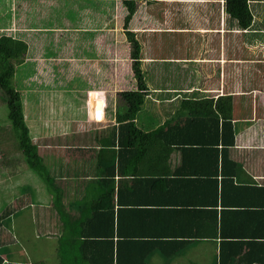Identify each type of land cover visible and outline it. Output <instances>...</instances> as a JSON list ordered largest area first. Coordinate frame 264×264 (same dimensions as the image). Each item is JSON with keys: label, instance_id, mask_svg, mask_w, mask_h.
Returning <instances> with one entry per match:
<instances>
[{"label": "crops", "instance_id": "obj_1", "mask_svg": "<svg viewBox=\"0 0 264 264\" xmlns=\"http://www.w3.org/2000/svg\"><path fill=\"white\" fill-rule=\"evenodd\" d=\"M174 2L186 11L193 8L196 15L185 11L189 21L162 29L158 6L166 10ZM249 8L252 22L245 30L226 12L225 0L140 2L128 30L141 44L145 79L146 70L161 62L181 63L195 80L171 82L176 74L172 78L162 68V83L146 81L141 109L123 119L117 116L127 108L121 93L138 88L126 37L127 10L120 0H0V37L27 45L24 64L29 60L49 66V78L41 81L43 73L36 72L29 80L47 88L61 83L51 80L49 70L60 59L89 62L91 78L104 76L100 83L75 87L81 106H68V115L64 102L44 100L45 94L27 89L24 101L30 100L26 96L38 100L41 120L31 128L24 107L25 120L46 172L43 178L22 157L16 164L8 156L0 183L14 193L10 214L35 204L30 214L37 230L65 245L63 253L77 258L82 241L85 248L88 241L105 240L106 250H114V264H220L221 255L226 264H240L238 257L228 259L238 243L258 239L262 248L264 0H249ZM172 39L183 41L184 55L164 51L161 45ZM34 42L45 57L50 55L48 62L37 54ZM121 64L128 66L132 80L123 77ZM95 91L103 93L97 95L98 107L90 94ZM225 96L232 97L235 140L224 150L217 133L223 119L194 115L193 108L202 112L203 106L194 102ZM25 173L30 174L20 178ZM36 175L41 180L36 198L22 197L20 184L27 186ZM45 188L50 191L42 194ZM0 230L8 236L2 226ZM9 241L11 256L4 254L3 264H29V249ZM249 250L247 246L243 252ZM24 254L27 261L21 263ZM46 256L58 263L57 256Z\"/></svg>", "mask_w": 264, "mask_h": 264}, {"label": "trees", "instance_id": "obj_2", "mask_svg": "<svg viewBox=\"0 0 264 264\" xmlns=\"http://www.w3.org/2000/svg\"><path fill=\"white\" fill-rule=\"evenodd\" d=\"M127 10V16L125 17V28L127 41L130 44V59L132 60V72L134 74V79L137 84V90L134 92H124L121 93L122 99L126 101L127 108L126 112H118L117 116L123 119H131L136 116V114L141 109L145 93L147 91L145 75L142 70L141 63V44L136 39L135 33L128 30V25L137 11L140 2H152L154 0H120ZM226 12L234 19L237 20L238 25L242 29H248L252 22V14L249 8V0H225ZM27 50V45L20 40H14L8 37H0V89L4 92V100L7 104L8 114L7 118L10 122L11 130L13 136L16 138L18 147L21 151L22 158L28 167L36 174L41 175L44 178V173L46 172L45 165L43 164L42 158L38 154V147L33 143V136L31 128L35 129L36 123L41 120V114L34 116L32 126L29 128V124L25 120L26 106L29 105L30 108L36 109L39 107L38 101L27 99L24 101L25 93L16 86L15 74L18 66L25 62V53ZM50 78L53 81L57 80H71V79H86L91 77L93 69L91 64L79 60H58L53 61L50 65ZM92 100L97 103V95L103 94L102 92H90ZM196 105L203 106L202 112L194 110V115L202 114L214 115L218 118L223 119L222 132L219 134L221 136V141L224 150L227 147L232 146L235 140V130L233 124L231 123V118L233 115V103L231 96L219 97L216 101L209 99L208 101L194 102ZM104 109V108H103ZM37 110V109H36ZM38 111V110H37ZM39 112V111H38ZM40 113V112H39ZM27 115V111H26ZM101 117V116H100ZM28 119V117H27ZM39 129V128H38ZM4 214L9 215L10 211L4 212ZM258 238V237H256ZM251 242H240L238 243V251L228 256L229 260H234L238 257L240 264H264V244L261 248L258 239H252ZM84 241L81 242V253L77 255V258H72L68 256L71 253L64 252L67 264H114V250L107 247L106 241H88L86 247L83 246ZM0 244L10 245L6 251L4 248H0V264L5 261L2 256L5 254L7 257L11 256V243L8 236L3 234L0 230ZM230 244V243H227ZM225 246V245H224ZM249 251H244L247 247ZM92 253H91V252ZM223 251V250H222ZM222 259V255H221ZM220 259V264H226L227 259L224 257L223 261ZM121 264V263H120Z\"/></svg>", "mask_w": 264, "mask_h": 264}, {"label": "rangeland", "instance_id": "obj_3", "mask_svg": "<svg viewBox=\"0 0 264 264\" xmlns=\"http://www.w3.org/2000/svg\"><path fill=\"white\" fill-rule=\"evenodd\" d=\"M175 4H173L171 6V8H167L166 10L164 9L163 6H158L159 8V12H158V16L160 18V23H161V28L162 29H167V28H177L180 27L181 24H183V22L189 21L190 18L187 16L188 13L191 14H195V10L193 8H190V10L186 11L185 8L183 7H178L177 3L174 2ZM186 11V13H185ZM186 14V16H185ZM194 21V20H193ZM192 21V22H193ZM177 26V27H176ZM169 35V34H168ZM178 38V37H177ZM174 42H178L177 39L174 40L172 39L170 43L166 44L163 46V44L161 45L162 48L164 49V51L168 54H171L174 56V54L181 53V55L185 54V44L183 43V41L178 42L177 45H172L174 44ZM38 46V51L37 54H39L40 56H44V51L41 47V45L39 44V42L35 43L33 45ZM160 45V44H159ZM172 45V46H171ZM192 47L195 49L196 45H192ZM173 49H175V52ZM150 50H152V46H150ZM157 50V48H156ZM189 51H191V49H188ZM153 52V50H152ZM183 52V53H182ZM194 52V50L191 51V53ZM155 53V52H154ZM200 53V49H197L195 51V55L197 56ZM157 56H160V50L158 51V53H156ZM47 55L45 57V59H50L48 58ZM179 56V55H178ZM154 57V56H153ZM123 61V60H121ZM120 61V62H121ZM48 62V60H47ZM130 63V61H129ZM132 63V62H131ZM161 63V62H160ZM158 62H156L154 64L153 69H147L146 72L148 74V79H145V81L148 82H159L162 83V77L163 74L162 72V68L166 69V72L169 73L171 72V76L172 78L175 76L176 77L173 78L171 80V82H176V81H182L185 78L190 81L191 79H194V77L192 75H186V68L181 64V63H176L175 65H170V63H166V64H160ZM153 64V63H150ZM49 66L46 65H41L40 63L36 62V61H29L27 60V63H23L22 65L18 66L16 69V74H15V83L16 86L22 91V93H26L29 92L28 90H33L34 93L38 94L40 97L42 94L44 95V100H46L47 98L51 97L55 102H64V105H67L66 108V112L68 115V111L69 108L68 106H71L73 108H80L81 104L77 103L75 100L79 99L78 98V94L73 92L75 89V87H79V85H83L84 84H90V83H95V82H99L101 79H104V76H101L99 79L97 77H87L86 79L82 80V79H71L69 81L67 80H63L61 83H57L56 86H52V88H47L46 84L43 83L42 86V82L39 83L38 80L36 82H33V80H29L33 77L34 73L39 72L40 74L43 73V75H39V79H41V81L45 78H49L47 73H48V68ZM120 68H122V72H123V77L125 78H129L130 74H127V70H128V66L126 65V67L124 68V66L121 64ZM176 69V71L174 70ZM153 71V73H152ZM179 71V73L177 72ZM228 69L226 68L225 70V78L227 79L228 76ZM46 74V75H45ZM43 78H40V77ZM127 76V77H126ZM187 76V77H186ZM196 77H198V75H195ZM170 77V75H169ZM115 75H114V83L115 81ZM44 79V80H45ZM130 79L132 80V77H130ZM131 80H129L131 82ZM195 80V79H194ZM129 81H127V84L130 85ZM186 82V81H185ZM100 83V82H99ZM133 83V82H131ZM167 83H170V78L168 79ZM31 84H35L34 86H31ZM65 85H71L69 86V88H66L62 91H57L61 89V86H65ZM28 89V90H27ZM56 89V91H55ZM72 91H70V90ZM68 90V92H67ZM70 91V92H69ZM127 90L123 91L126 92ZM61 95L59 96V98H56V95L58 94ZM49 93V94H47ZM32 96H35L32 93ZM4 92L2 91V89H0V169L4 168L7 164H9V158L11 159L13 157L12 162L13 163H18V160L21 161V159H19V157H22L21 151L18 147V143L16 141V138L13 136L12 130H11V126H10V122L7 118V114H8V109H7V104L5 102V98H4ZM29 97L30 99L34 100V98H32L31 96H26ZM55 98V99H54ZM41 100V99H40ZM38 101V100H37ZM30 105V104H29ZM29 105L26 106V111H27V115H28V121L29 123H32V120L34 119L33 116H31V114H33L34 116L39 115L38 111L39 109H32L29 107ZM61 105V104H60ZM14 157H17L18 159L14 160ZM23 160V158H22ZM10 166H8L9 169ZM14 169V166H13ZM10 170V169H9ZM30 173H25V174H21L20 178L22 177V175L24 176H28ZM23 176V177H24ZM3 177H0V179H2ZM7 180V178H6ZM21 187L24 186L23 189H20V194L22 195V197H30L32 199L36 198L37 195V191L38 189L41 187V180L39 179L38 175H36V179L32 180L27 186L24 185V183L20 184ZM36 189V192H35ZM50 190L45 188L42 191V194L44 193H48ZM14 193L10 192L9 193V189L6 183H0V226H2L3 229L7 230V235L8 238H10L11 240L15 239L16 242V246H21L23 245L24 247L26 246L30 253L28 255V257H30L29 260V264H67L66 261V257L65 254L63 253V251L65 250V245H62V243L57 242L55 239L54 240H47V238L45 239L44 235L40 234V231L37 230L35 223H36V219H33L31 217V211L35 210V204H30V206L28 207L27 211H21L18 212L16 214H4V212H9L11 211V205H10V200L13 198ZM55 197V196H54ZM9 217V219H8ZM56 229H54V234L51 235V237H53V235H55L56 233ZM14 238V239H13ZM56 238H58L56 236ZM54 242V248L52 247L51 243ZM10 245L6 244V245H0V248H4V250L6 251V255L7 250L9 248ZM47 253L53 254L54 258L55 256L58 263H56L55 261L49 260V258L46 256ZM71 256V254H70ZM29 259V258H28ZM20 260L21 263H26L27 261V254L21 255L20 256ZM208 262V261H207ZM205 264H208L206 262H204Z\"/></svg>", "mask_w": 264, "mask_h": 264}, {"label": "water", "instance_id": "obj_4", "mask_svg": "<svg viewBox=\"0 0 264 264\" xmlns=\"http://www.w3.org/2000/svg\"><path fill=\"white\" fill-rule=\"evenodd\" d=\"M99 106H100V104H99Z\"/></svg>", "mask_w": 264, "mask_h": 264}]
</instances>
